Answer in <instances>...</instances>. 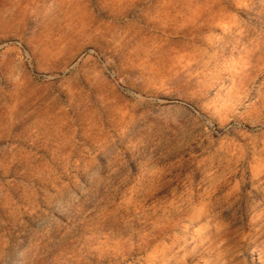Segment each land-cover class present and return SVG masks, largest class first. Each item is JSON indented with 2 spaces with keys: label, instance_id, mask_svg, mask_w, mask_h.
<instances>
[{
  "label": "clouds",
  "instance_id": "obj_1",
  "mask_svg": "<svg viewBox=\"0 0 264 264\" xmlns=\"http://www.w3.org/2000/svg\"><path fill=\"white\" fill-rule=\"evenodd\" d=\"M262 238L264 0H0V264Z\"/></svg>",
  "mask_w": 264,
  "mask_h": 264
},
{
  "label": "rangeland",
  "instance_id": "obj_2",
  "mask_svg": "<svg viewBox=\"0 0 264 264\" xmlns=\"http://www.w3.org/2000/svg\"><path fill=\"white\" fill-rule=\"evenodd\" d=\"M235 251L236 264H264V238L241 242Z\"/></svg>",
  "mask_w": 264,
  "mask_h": 264
}]
</instances>
